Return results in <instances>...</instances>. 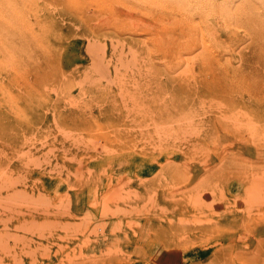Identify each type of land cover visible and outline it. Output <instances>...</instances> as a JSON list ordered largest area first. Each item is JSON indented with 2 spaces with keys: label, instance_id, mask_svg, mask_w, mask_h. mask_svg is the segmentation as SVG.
<instances>
[{
  "label": "rangeland",
  "instance_id": "obj_1",
  "mask_svg": "<svg viewBox=\"0 0 264 264\" xmlns=\"http://www.w3.org/2000/svg\"><path fill=\"white\" fill-rule=\"evenodd\" d=\"M0 264H264V0H0Z\"/></svg>",
  "mask_w": 264,
  "mask_h": 264
},
{
  "label": "bare ground",
  "instance_id": "obj_2",
  "mask_svg": "<svg viewBox=\"0 0 264 264\" xmlns=\"http://www.w3.org/2000/svg\"><path fill=\"white\" fill-rule=\"evenodd\" d=\"M1 100V99H0Z\"/></svg>",
  "mask_w": 264,
  "mask_h": 264
}]
</instances>
